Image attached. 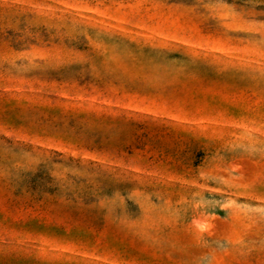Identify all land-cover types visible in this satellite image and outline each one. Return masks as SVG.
<instances>
[{
  "label": "rangeland",
  "instance_id": "rangeland-1",
  "mask_svg": "<svg viewBox=\"0 0 264 264\" xmlns=\"http://www.w3.org/2000/svg\"><path fill=\"white\" fill-rule=\"evenodd\" d=\"M0 264H264V0H0Z\"/></svg>",
  "mask_w": 264,
  "mask_h": 264
}]
</instances>
